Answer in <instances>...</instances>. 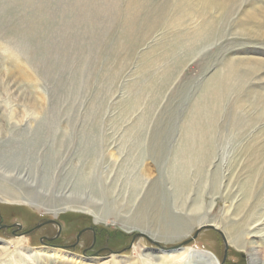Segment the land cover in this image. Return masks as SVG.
<instances>
[{
	"label": "rangeland",
	"instance_id": "obj_1",
	"mask_svg": "<svg viewBox=\"0 0 264 264\" xmlns=\"http://www.w3.org/2000/svg\"><path fill=\"white\" fill-rule=\"evenodd\" d=\"M263 188L264 0H0V264H250Z\"/></svg>",
	"mask_w": 264,
	"mask_h": 264
},
{
	"label": "bare ground",
	"instance_id": "obj_2",
	"mask_svg": "<svg viewBox=\"0 0 264 264\" xmlns=\"http://www.w3.org/2000/svg\"><path fill=\"white\" fill-rule=\"evenodd\" d=\"M212 3L213 2L209 3V5H206L207 3H204L203 5L198 4L197 6H200L202 8V11H205V9H207L208 7H212V9H216V10H223L224 9L225 5L221 4V6H219L220 3H218L217 5L215 3H213V4ZM203 14H205V13H203ZM253 61H254V59H253ZM253 61H251L250 63H252ZM257 62H258V60H257ZM255 183H256V181H255ZM230 193L227 191V193L221 197L222 200L225 201L226 204L228 203V199H229L228 196L230 195ZM248 194H249V192H248ZM23 195H25V196L23 197ZM23 195L22 194H19V195L18 194H12V193H0V201H3V202L5 201L8 203H18V204L23 203V204H27L28 206H33V207L36 206L37 203H35L34 201H31L29 197L27 198L25 193ZM20 196H22V197H20ZM260 198L261 197H259V199ZM236 199L237 198L231 199V200H233L234 203L232 202L231 204H229L228 206H226L223 209V217H222V220H220L219 224L222 225V222L224 224L226 223V229L230 233L232 232L230 227L234 229V226H239L240 230L238 228V232L235 233V236L239 237V238H237V241H236V244L238 245V249L241 250L242 252H246L249 255L250 264H264V248H261L260 246L254 247L255 243L251 242V238L253 236L261 233L260 231H258V228L256 227V225L259 223H264V210L257 217H254L252 223H248L244 219L242 220L243 213L245 212V210H244V208H242L240 206H239L240 210H239V207H236V205H235ZM216 201H217L216 198L212 197L210 200V209L204 210V208L202 207L199 210V211H201L199 214L201 215V220H202V221H200L199 226L204 225V224H211L212 225L213 223H215L213 218L209 217V215H210V210L215 207ZM66 203H67V201H66ZM37 206H38V204H37ZM58 207L59 206L54 207L52 209V210L56 209L57 211H55V212L53 211L50 213H53L54 215H56L59 212L64 211V210L66 211V210L77 209V210H81V211L90 213V214H92V216L94 215L96 218V221H98V222H107V223L110 221L109 219H110V216L112 215V214L103 213L102 211L89 210V209H87V207L82 208L80 206H74V204L72 206H71V204H64V207H60L61 209H59ZM211 212H212V210H211ZM115 218H117V217H115ZM111 222H115V221H111ZM136 225L137 224H135L134 219L132 220V219L125 218V217L121 218V226L128 233H133L135 230H139L140 232L147 233L144 229H141V228L137 227ZM241 227H243V228H241ZM6 228H8V227L6 226ZM205 228H207V227H202L201 229H205ZM201 229L199 230V232L201 231ZM241 229H243V230H241ZM180 230H182V229H180ZM151 236L153 238H155L157 241L159 240V238H157L156 236H153V235H151ZM164 237L168 238V240L165 241L166 243H175V242H178V241L186 238V236H168L167 234H164ZM183 244L184 243H182L181 245H183ZM181 245H179L180 246L179 248L174 249V250H179L181 248ZM173 253H175V252H173ZM47 254H50V253L47 252ZM55 254H56V256L58 254V257L64 256L62 253H55ZM174 255H176L173 257L174 259L172 258V260H170L168 263L177 264L178 262H180V263L185 264L187 261L186 264H188V263L194 264V261H195V264H198L199 263L198 258L201 257V255H204L203 257H205L207 260H211L210 263H206V264H220L219 261H217V260L215 261L213 258L210 257V255H205V254L199 253L198 251H195L191 247L184 248L182 251H180L179 253H176ZM204 263H205V261H204Z\"/></svg>",
	"mask_w": 264,
	"mask_h": 264
},
{
	"label": "water",
	"instance_id": "obj_3",
	"mask_svg": "<svg viewBox=\"0 0 264 264\" xmlns=\"http://www.w3.org/2000/svg\"><path fill=\"white\" fill-rule=\"evenodd\" d=\"M48 224H55V225H57L60 229H61V226L57 223V221L56 220H48L47 222H44L43 224H41L40 226H38V228H40L41 226H44V225H48ZM14 227H15V225H14ZM21 226H19V228H20ZM2 228H6V226H2ZM85 231H87V230H84L83 232H81L80 233V235L77 237V239H79L80 238V236L85 232ZM199 233V232H198ZM184 245H186V244H183V245H181V246H184ZM180 247V246H179ZM179 247H177V248H179ZM177 248H173V250L174 249H177ZM228 249H229V246H228V244H226V255H227V251H228ZM225 260H226V256H225V258H224V260L222 261V263L221 264H225Z\"/></svg>",
	"mask_w": 264,
	"mask_h": 264
}]
</instances>
